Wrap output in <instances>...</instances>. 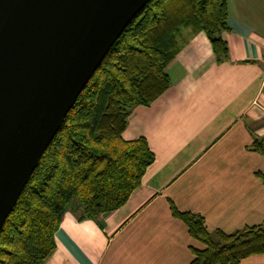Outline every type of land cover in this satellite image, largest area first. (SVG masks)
<instances>
[{
  "label": "crops",
  "instance_id": "0c3cea01",
  "mask_svg": "<svg viewBox=\"0 0 264 264\" xmlns=\"http://www.w3.org/2000/svg\"><path fill=\"white\" fill-rule=\"evenodd\" d=\"M217 62L203 32L182 31L165 73L171 86L149 105L130 108L125 138H146L154 153L140 184L119 208L96 220L67 211L43 264H188L203 244L173 216L200 215L209 232L230 233L264 219V0H226ZM240 264H264V253Z\"/></svg>",
  "mask_w": 264,
  "mask_h": 264
},
{
  "label": "trees",
  "instance_id": "16d2710c",
  "mask_svg": "<svg viewBox=\"0 0 264 264\" xmlns=\"http://www.w3.org/2000/svg\"><path fill=\"white\" fill-rule=\"evenodd\" d=\"M226 0H151L123 30L67 112L0 229V264H43L55 248L63 214L96 220L125 203L154 160L145 137L125 138L129 110L147 106L171 86L165 69L181 34L203 32L217 62L227 58L221 34ZM250 148L264 156V137ZM264 182V172H257ZM173 216L203 244L188 264H240L264 253V219L230 233L209 232L200 215Z\"/></svg>",
  "mask_w": 264,
  "mask_h": 264
},
{
  "label": "water",
  "instance_id": "95a60500",
  "mask_svg": "<svg viewBox=\"0 0 264 264\" xmlns=\"http://www.w3.org/2000/svg\"><path fill=\"white\" fill-rule=\"evenodd\" d=\"M151 0H0V229L67 112Z\"/></svg>",
  "mask_w": 264,
  "mask_h": 264
}]
</instances>
